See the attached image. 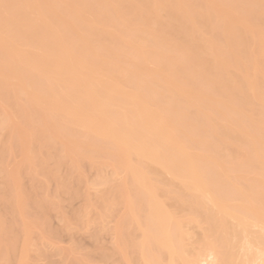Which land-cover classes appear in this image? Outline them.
<instances>
[{
    "label": "bare ground",
    "instance_id": "bare-ground-1",
    "mask_svg": "<svg viewBox=\"0 0 264 264\" xmlns=\"http://www.w3.org/2000/svg\"><path fill=\"white\" fill-rule=\"evenodd\" d=\"M0 102V166L32 177L0 186V264L34 245L23 200L48 232L61 208L34 175L72 199L86 167H111L73 213L98 242L115 217L100 260L264 264V0H0Z\"/></svg>",
    "mask_w": 264,
    "mask_h": 264
},
{
    "label": "rangeland",
    "instance_id": "rangeland-1",
    "mask_svg": "<svg viewBox=\"0 0 264 264\" xmlns=\"http://www.w3.org/2000/svg\"><path fill=\"white\" fill-rule=\"evenodd\" d=\"M2 104L0 102V106H2ZM4 107L2 106L3 109L0 107L1 114H2V112L5 113L3 115H0V117L7 119V117L10 115L8 113H6ZM8 120L13 122V119L11 120V117L8 118ZM4 137H7V134H5V131L3 129H1L0 130V144L4 142V139H5V141L7 140V138H4ZM11 149L12 148L11 147L9 148V145H8V152H7L8 155L6 158L7 161H5L7 164L4 163V166H0V167H3L2 170H4V171L1 170L2 172L0 171V186L3 185L5 187L6 186L5 184H7L8 181L11 183H16V187L14 189V190H16L15 191V195H16V193L20 192V190L17 189L19 187V184L21 186V183H22L23 187L24 186L27 187L29 184L31 185V182H32V180H31L32 177L30 176L31 165H28L29 159L27 157H25V155L21 156L20 153L15 155L16 151L14 152V149H13V152H12ZM11 153H13L14 155H12ZM26 156H29V153H27ZM14 158L16 161H14ZM16 165H17V167H15ZM25 166L28 167V169L25 168ZM65 166H67V165H65ZM21 167H22V170H20ZM9 169H10V171H9ZM83 169H80V170L83 171V175H84V182L82 183L83 186H81L82 190L84 191V194L81 196H78L77 198H72V199L71 198L68 199L69 197L66 194H65L66 195V197H65V195H63V193H61L58 196V199L51 196L50 194H52V193L55 196L56 190H54V189L57 188L56 181H54L50 178H49V180H50L49 181V180H47L48 177L45 176V178H44V176L42 174H39V173L34 175L36 180L38 179V181L40 182V183L38 182V184H40L39 185L40 189H42V190H39V192L37 191L39 193V195L43 194L42 196H44V192H45L46 197H49L50 199L59 201L61 208H60V210H58V209L52 210L47 214L48 223L50 222L49 223L50 225H48L49 231L52 229L50 232H48V228L40 225V223L38 224V223L33 221L32 217H31L32 212H31V214H28L30 211V208L27 205V203H24V200L22 199L23 201L21 203L23 205L21 204L20 207L23 209V212L21 211V213H23V214L20 216L29 225L31 238L34 237L33 239H31L30 244L32 243L31 245H33V244L36 245V247L33 245V247L29 246L27 248L29 250H28V257L26 258V264H49V263L50 264H52V263L53 264H115V262L112 263V261H114L113 259H115V257H113V259H111V258L107 259V262L109 261L108 263H106V259H105V261H103L104 259H102V260L99 259V258H102V257H100L102 251L110 252V251H112V249L117 248V246H118L117 236L113 233V230L109 231L110 230L109 226L115 224V217L113 219L109 218L106 221V222L110 221V223L107 224L108 227H106L108 229V231H105L106 228L104 231L100 230V229H102V227L98 228V230H100L98 232L99 233L98 234L99 242H98L96 240V237H95L97 235V231H95L97 229V227H95V223H93L94 225L91 224L89 227L87 225H83V224L81 225L82 222H79V220L76 219L77 216L73 214L74 212H76V210L78 211V209L80 210V208L81 209L84 208L85 204L89 198L92 200H95L97 198V196H96L97 191L101 187V185H99V180L103 175H108L111 173V167H105L102 170H100L96 167H91V168L86 167ZM16 170L19 172L23 171V173H24V171L28 170L27 175H25L23 179H22L23 176L18 177V175H15V178H17L18 180L20 179L19 182H14L15 180H14L13 176H12L13 178H11L12 173L17 174ZM67 170H68L67 167H64L63 174H66ZM3 172H4L3 175L4 176L6 175L7 177L4 178V176L2 175ZM10 173H11V175H10ZM21 180H22V182H21ZM22 186H21V189L23 188ZM43 188H45V189H43ZM20 196H21V194H20ZM18 197H19V194H18ZM62 198H64V199H62ZM25 206L27 208H29L28 211L26 210L27 208ZM0 207L2 208V202L0 204ZM26 211H27L28 215H26ZM90 211L94 212L93 210H90ZM6 215H7V217L10 218V220H13V217L11 214L7 213ZM23 216L24 217L28 216V217H25L26 218L25 219V218H23ZM48 217H49V219H48ZM110 219L114 222H112ZM28 220H30V222ZM67 220L69 221V225H68V226H70L69 229L67 227H66L67 229L65 228V225L68 222ZM8 221H9V219H8ZM79 223H80V225H79ZM96 225H98V224H96ZM34 226H36L37 228H35ZM85 226H87V227H85ZM92 226H94L96 229H94ZM31 227H32V229H31ZM98 227H99V225H98ZM55 230H56V232L53 233V231H55ZM57 230H59V231H57ZM57 233H58V235H57ZM35 234H38V235L35 236ZM52 235H55V236H52ZM36 242L39 243L40 245L39 244L37 245ZM23 243H24V239L22 237L20 240L19 246H22ZM42 243L43 244L49 243V245L47 244L44 246ZM100 243H101V245H100ZM74 245H77V246H74ZM39 246H41V250L44 251V253H43L44 256H43V254H42V256L46 257V258L39 257V254H37V251L34 255H37L38 258H40L41 260L35 259V256L33 255V253L35 251L32 250V249H34V247L36 249H38ZM45 247H47V248H45ZM46 249L48 252L46 251ZM31 250H32V252H31ZM58 251L60 253H57ZM45 252L48 254H46ZM30 254H32V256ZM37 256H36V258H37ZM13 261L14 260H12L11 262H13ZM15 261L11 264H17V261L16 262ZM210 262L211 261L209 259L207 264H211Z\"/></svg>",
    "mask_w": 264,
    "mask_h": 264
}]
</instances>
